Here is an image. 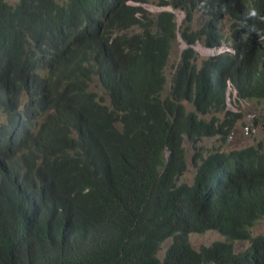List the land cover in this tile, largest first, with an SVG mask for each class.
I'll return each mask as SVG.
<instances>
[{
    "label": "trees",
    "instance_id": "16d2710c",
    "mask_svg": "<svg viewBox=\"0 0 264 264\" xmlns=\"http://www.w3.org/2000/svg\"><path fill=\"white\" fill-rule=\"evenodd\" d=\"M147 1L0 0V264H264V235L250 234L263 146H196L234 123L228 88L264 101V0H157L184 12L165 95L176 23L149 19ZM229 39L232 51L195 61V42ZM207 230L224 241L194 249L189 235ZM235 240L250 245L234 252Z\"/></svg>",
    "mask_w": 264,
    "mask_h": 264
},
{
    "label": "rangeland",
    "instance_id": "374dc122",
    "mask_svg": "<svg viewBox=\"0 0 264 264\" xmlns=\"http://www.w3.org/2000/svg\"><path fill=\"white\" fill-rule=\"evenodd\" d=\"M19 0H6L9 4H15ZM66 0H57V2L64 3ZM147 13L149 19H154L158 13L162 10L172 12L174 20L176 23V36L171 43L170 52L168 60L164 68V74L166 77V84L164 86L163 95H165L170 88L171 77L174 73L175 66L179 60L180 53L186 47L185 42L180 36V28L182 26V21L184 18V12L178 7H173L171 4L161 6L157 3V0H148L147 2L140 4ZM198 15L193 14L191 28H196L198 25ZM223 32L227 34V27L225 26ZM232 41L229 39L223 41L219 46L213 48L206 47L203 44V41H197L193 44L195 51V61L200 63L201 60L208 56H214L216 54H221L223 51H232L231 48ZM89 90L94 91L97 98L107 104L108 96L102 89L99 81L96 76L91 77L89 82ZM186 111H192V106L186 101L183 102ZM225 110L229 111L230 114L227 115L230 119H235L234 123L231 126H226L224 132L219 133L211 137H204L201 141L196 143V146L201 144L203 149H200L201 152H206L207 150H220L223 152H229L233 150H240L249 146H257L261 143L264 149V101L258 98H245L239 99L232 88L227 89L226 95V104ZM219 118V121L224 120V112L214 113ZM212 115L209 114L206 118H210ZM255 123V124H253ZM184 147L187 150V168L184 171L183 175L180 177L182 181H185L188 184L194 182V166L191 162V154L196 150L195 147H192L191 143L185 140ZM250 234L252 237L256 235H264V215L256 220V222L250 228ZM189 242L191 246L199 250L205 246H209L215 241H224V236L215 230H207L202 233H191L189 235ZM171 239L167 238L162 244L159 252L157 253L158 257L162 259L165 249L170 244ZM250 242L248 240H235L233 242L234 252L243 251L248 248ZM213 264V263H206Z\"/></svg>",
    "mask_w": 264,
    "mask_h": 264
},
{
    "label": "water",
    "instance_id": "95a60500",
    "mask_svg": "<svg viewBox=\"0 0 264 264\" xmlns=\"http://www.w3.org/2000/svg\"><path fill=\"white\" fill-rule=\"evenodd\" d=\"M253 124H255V123H253Z\"/></svg>",
    "mask_w": 264,
    "mask_h": 264
}]
</instances>
